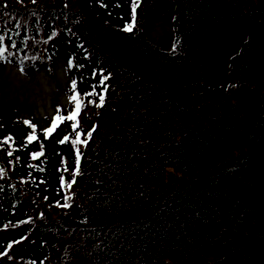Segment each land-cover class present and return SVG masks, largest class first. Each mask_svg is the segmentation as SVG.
Instances as JSON below:
<instances>
[{
    "label": "trees",
    "instance_id": "16d2710c",
    "mask_svg": "<svg viewBox=\"0 0 264 264\" xmlns=\"http://www.w3.org/2000/svg\"><path fill=\"white\" fill-rule=\"evenodd\" d=\"M131 3L0 0V61L53 74L72 45L109 77L54 169L45 133L0 115V264H264V0H141L126 33ZM240 26L219 85L201 51Z\"/></svg>",
    "mask_w": 264,
    "mask_h": 264
},
{
    "label": "rangeland",
    "instance_id": "374dc122",
    "mask_svg": "<svg viewBox=\"0 0 264 264\" xmlns=\"http://www.w3.org/2000/svg\"><path fill=\"white\" fill-rule=\"evenodd\" d=\"M128 1L108 0V7L110 8L117 2L126 4ZM163 13H165V22H154L155 27L151 29L150 35L151 39L159 44L165 42L167 32L171 31L172 11L168 4L158 7L155 15ZM245 36V28L240 26L237 33L224 47L216 46L213 49L201 51L203 56L208 59L209 71L215 77L217 84L219 82L225 83L228 79L229 59L237 51ZM98 66V61L95 64L87 62L79 48L77 51L72 45L63 47L62 54L57 58L53 74H50L45 69L39 71L23 69L22 71L13 64H6L0 61V115L6 120L27 118L36 125L37 130L30 132L35 137L39 132L45 133L41 137L42 139L44 138L43 141L47 145L49 144V150L52 149L49 152L47 165L53 169L59 161V150L63 151L65 148V146H61L65 142L60 143V141L64 140L65 135L73 129V124L76 122L68 120L59 122L50 136H46V130L51 127L50 125L57 115L67 117L74 111L75 102L70 100V97L74 94L72 90L73 82L77 85L76 93L87 101L106 92L104 88L106 81H104L103 86L101 81L103 79L102 76L108 77V73L103 70V75H101L97 70L99 69ZM107 89L108 87H106ZM93 91L97 95H88ZM58 111L61 112L59 113ZM77 119L80 125L82 122L81 117L78 116ZM83 123H87L86 118L83 119ZM79 125L76 129H79ZM86 126L87 129L90 124ZM0 135H2L1 130ZM76 136L77 133L75 134ZM80 139L82 140L81 135ZM33 146L35 147V145ZM69 159L74 161V158L70 156ZM0 247L3 248L2 246ZM56 264H60V261H57Z\"/></svg>",
    "mask_w": 264,
    "mask_h": 264
},
{
    "label": "snow or ice",
    "instance_id": "6c2138e0",
    "mask_svg": "<svg viewBox=\"0 0 264 264\" xmlns=\"http://www.w3.org/2000/svg\"><path fill=\"white\" fill-rule=\"evenodd\" d=\"M140 4H141V0H132L131 13H130V22H127L125 24V26L121 29L122 31H124L126 33H132L134 31V29L137 26V8L140 6ZM102 6H104V5H102ZM116 6L119 7V5H116ZM3 40H4V37L0 36V45L3 44ZM6 51H7L6 48L0 46V58L4 57V54H5ZM70 66H71V62H70ZM21 70L23 71V69H21ZM101 75H103V74H101ZM107 79H108L107 76L103 77V79L101 81V85L102 86L104 84V81H106ZM76 87H77L76 83L73 82L72 83V90H73L74 94L70 97V100L75 102L74 111H72L71 114L68 115L67 117H64V116H61V115H57L54 118L52 126L46 130V136H50L53 133V131L56 129V127L58 126V123L62 122L64 120L75 121L76 122V123L73 124V130L74 131L78 127L79 121H78L77 118H78V116L80 115V113L82 111L83 104H82L81 97L79 96L78 93H76ZM105 91H106V87H105ZM88 95L93 96V95H97V93L95 91H93V92H90ZM104 100H105L104 95H99V101L100 102H99V104H96V107H103ZM89 103H92V101H89ZM94 130L95 129L93 128V131ZM87 135L89 137H91V132H89ZM35 139H36V137L34 135H31V136L28 137L29 142H31V141H33ZM67 139H68V137H65L64 140L60 141V143H64ZM72 143H73V145H78V144L85 143V142L80 139V134L77 133L76 139L73 140ZM76 156H77V161H79V159H80L79 150H77ZM76 174H79V168L76 169ZM74 182L75 181H73V183ZM68 186L71 187V184H69ZM64 206L68 207L69 205L66 204Z\"/></svg>",
    "mask_w": 264,
    "mask_h": 264
}]
</instances>
